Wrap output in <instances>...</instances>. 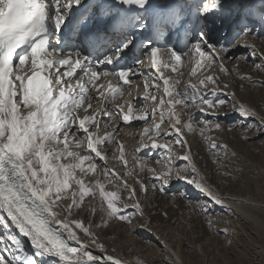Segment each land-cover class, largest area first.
I'll list each match as a JSON object with an SVG mask.
<instances>
[{
    "label": "snow or ice",
    "instance_id": "1",
    "mask_svg": "<svg viewBox=\"0 0 264 264\" xmlns=\"http://www.w3.org/2000/svg\"><path fill=\"white\" fill-rule=\"evenodd\" d=\"M186 2L171 0L157 9L153 0H0V264H49L46 258H51L50 264H126L107 254L93 231L97 225L74 216L87 198H94L97 204L90 206V215L102 213L103 226L113 219L131 226L132 217L144 218L141 203L134 199L136 188L107 166L109 156L125 167L124 175L133 176L129 164L152 174L151 185L137 179L145 193L149 189L166 192L172 181L183 180L206 201L224 203L199 171L184 139L185 130H196L193 118L184 121L176 110L177 105L186 110L197 107L208 115L202 122L195 121L203 124L202 137L225 130L217 111L226 101L208 98L218 87L217 78L209 74L198 84L177 90L180 81L164 76L160 54L166 51L169 61L174 60L175 64L163 67L175 72L183 53L168 51L167 45L151 38L144 41L142 56L132 67L120 64L135 47V33L151 28L159 36L177 24V17L181 26L187 22L184 7L170 8ZM194 6L197 23L202 25L194 53L198 57L208 53L211 65L217 62V48L229 52V47L210 44L207 38L208 18L222 10L224 0H211L210 5L209 0H199ZM250 47L255 54V45ZM222 61L221 57L219 70L229 74ZM146 62L151 67L143 70ZM25 65L32 69L31 75L17 71ZM199 66L198 62L192 68V76ZM142 76L144 92L138 97L137 111L130 102L117 103L125 92L131 95L133 81ZM102 77L105 82L98 83ZM209 85L211 92L201 91ZM231 95L234 114L245 122L242 126L264 136V116L256 120L257 112L236 101L235 93ZM144 102L152 107H144ZM101 120L105 125L115 120L130 126L133 121L144 122L141 146L130 159L124 143L117 141V128L108 131ZM164 124L166 131L161 130ZM205 139L216 157L214 163L226 169L219 174L230 179L228 165L222 161L234 160L236 153L215 137ZM149 144L164 151V159L155 161L162 165L159 171L148 166L147 153L137 155ZM112 145L116 147L108 152ZM173 145L183 154L176 156ZM177 159L185 162L183 167L175 163ZM97 161L104 165L100 170ZM110 185L113 190H106ZM122 192L133 200L131 208L121 198ZM21 236L30 242L31 252Z\"/></svg>",
    "mask_w": 264,
    "mask_h": 264
},
{
    "label": "rangeland",
    "instance_id": "2",
    "mask_svg": "<svg viewBox=\"0 0 264 264\" xmlns=\"http://www.w3.org/2000/svg\"><path fill=\"white\" fill-rule=\"evenodd\" d=\"M198 3L199 0H187L186 3L179 6L175 5L173 8L177 11H179V7H184V16L188 17L187 22L181 26L179 17H177V24L173 25L171 30L161 31L160 37L155 35V40L160 39V45H167L168 51L176 49L177 52L183 53L181 63L174 72L169 67H163L165 63H171L173 60L169 61L167 52L162 51L160 54L161 71L165 77L180 81L177 90H183L189 83L198 84L197 78L205 79L209 74L216 77L217 80L226 81L227 88L222 87L223 85L217 81L218 87L215 91L218 92L217 95L213 98L208 97L209 99L218 97L226 101L224 105L218 106L217 111L219 122L224 125L225 130L206 132L202 137L199 128L203 127V124L197 125L195 121L202 122L208 118V115L201 113L197 107H190L186 110L183 105H177L176 110L181 114L182 119L187 121L191 116L196 128L193 132L185 130L184 139L187 141V146H190L191 155L199 171L206 177L210 185L221 187L222 191L227 194L240 195L244 192L243 195L246 194V197L255 198L264 203V136H260L256 132H248L242 126L245 122L234 114L231 95L235 93L236 101L245 102L254 110H259L257 113L260 115L264 112V0H224L222 10L209 16L208 42L217 46L229 47L227 53L217 48V62L211 65L207 64L208 53L199 57L194 53L193 45L199 39L198 32L202 26L197 23L194 6ZM210 3L211 0H209V5ZM140 42L138 48L132 49L131 53L138 54L139 49L143 48ZM250 45H255V54ZM140 57L127 58V62L131 59L133 61H130L127 67H132L135 60ZM221 57L229 74L219 70L218 64ZM198 62L200 66L197 68L196 75L192 76V68ZM20 70L27 72L28 75L32 74V69L28 65L23 66ZM242 75L249 76L251 79H241ZM102 78L98 83L105 82ZM140 80L144 84L145 77ZM136 85V91L143 96L144 91L140 93ZM211 90V85L201 88L204 93L211 92ZM126 93L120 98L123 101L119 103L126 102L127 99H123ZM130 96L132 93L128 94L129 98ZM93 103L95 105V101ZM143 106L149 107L147 102H144ZM134 109L137 111L135 105ZM212 119L215 120V117ZM255 119L259 120L260 117L257 116ZM142 123L132 122L130 126L123 124L120 120H115L110 125H105L101 120V125L106 130L111 131L112 128H117V141L124 143L128 159L141 146L140 134L142 131L139 132V130L144 124ZM167 128V124L161 126L162 131H166ZM207 136L215 137L219 143H226L229 146V152L236 153L234 160L222 161L228 165L227 171L231 173L230 179L219 174L226 169L214 163L216 157L206 142L205 137ZM168 139L171 140L172 137L170 136ZM160 142L164 143L165 141L160 140ZM115 147L116 145H112L107 151L111 152ZM172 150L177 154L178 150L183 149L173 145ZM145 153L149 157L147 159L148 166L159 171L162 165L155 161L164 159V151L156 149L154 152L149 144L148 148H144L137 155ZM97 163L98 170L104 167L98 161ZM175 163L181 167L185 164L182 160H176ZM107 166L120 173L129 185L135 187L136 191L138 190L134 199L139 198L144 211L143 219L139 215L132 217L133 225L131 226L115 219L107 222V226H103L105 222L102 220V213L96 212L94 215H90V206L97 204V200L86 199L82 209H78L74 216L90 220L94 225H97L93 227V231L106 246L107 254L114 253L120 258L126 259L128 264H182L181 260L175 259L176 250L197 264H264V241L258 238L253 225L245 222L246 220L228 209L206 201L204 196L200 195L191 185H177L178 181L174 180L167 186L168 191L166 192L149 189L145 193L141 190L137 179L142 180L146 185H151L153 181L150 172L147 170L139 172L137 170L139 166L137 169H132L129 164L128 170L133 171V176L124 175L125 167L112 156L108 157ZM158 188L159 183L157 182ZM106 190H113L112 186H108ZM185 193L187 196L183 195ZM121 198L131 208L133 200L127 199L126 192L121 193ZM205 205L208 208L207 212L201 210ZM21 238L24 239L22 236ZM22 241L24 242V240ZM24 245L29 252L32 251V248L26 246L25 243ZM238 253L245 256L243 261L235 260L234 257L238 256Z\"/></svg>",
    "mask_w": 264,
    "mask_h": 264
},
{
    "label": "bare ground",
    "instance_id": "3",
    "mask_svg": "<svg viewBox=\"0 0 264 264\" xmlns=\"http://www.w3.org/2000/svg\"><path fill=\"white\" fill-rule=\"evenodd\" d=\"M153 2H154V7L156 6L157 9H158V6L159 5L170 3L171 0H158V1L157 0H153ZM174 6H175V4H171L170 5V8H173ZM147 30H149V29H146L142 33L141 32L135 33V47L133 49H137L138 48L140 40H142L140 42L142 45H143V43H144V41L146 39L151 38V39H154L155 40V37L156 36H155L154 32L151 33V34H148L147 33L148 32ZM158 41H159V44H160L161 43V40L158 39ZM131 52L128 55L124 56V58L122 57V59L120 60V64H123L124 66H128L129 63H130V61H132V59H135L136 56H142L143 48L142 49L141 48L139 49L138 54H133ZM127 58H132V59L131 60H128V62H127L126 61ZM171 63L175 64L174 60ZM178 66H179V64L176 65V67H178ZM150 67L151 66L149 64H147V62H146L145 65H144V69L143 70H146V69H148ZM22 68H23V66H22ZM17 71H21V73L23 72V70H20V69H17ZM152 75H155V73H153ZM142 78H143V76L140 79H142ZM218 78H220V77H218ZM140 79L133 81L132 87L130 88L131 90H129V91H132L131 92L132 93V96H130V98H129L128 97V92H127L126 95L123 98V99L126 98L127 99L126 101L127 102H130L133 106L134 105L136 106L139 103L138 97H141V94H139L136 91L135 85L136 84L139 85V88L138 89L140 90V93H141V91H144L143 83H142V80H140ZM196 80H198V82H199V79L198 78ZM217 81H218V83H220V85H224L226 83L225 80H221V79H218ZM217 93L218 92L213 93L211 95V97L212 98L215 97L217 95ZM117 101L119 103L120 101H123V100L119 99ZM120 104H122V103H120ZM147 104L149 105V107L146 106V108H151L152 107V105H151L150 102H147ZM134 111H135V109H134ZM255 111L257 112L259 110H255ZM257 114H258L257 116H259V117L264 116V112L261 113L262 115H260V113H257ZM204 115H207V114H204ZM133 122L134 123H142L141 121H133ZM144 126L145 125L143 124L142 127L140 128L139 132L143 131V127ZM152 150L154 152L156 151V149H152ZM173 153L176 156H180V155L183 154V150H178V153L177 154H176L175 151ZM177 160H179V159H177ZM177 185H181V186L184 185L185 186V185H187V183L185 181H183V180H179L177 182ZM210 186L213 188L214 191H217L218 194L224 198V203L222 205H220V206L228 209L230 212H233V213L237 214L238 217L243 218L244 220H246L245 222L249 223L250 225H253V228L255 229L256 235H258V238L261 241H264V203H261L259 200L255 199V198L246 197L247 196L246 194L243 195L244 192H242L240 195L239 194H235V193H231V194L228 193L227 194V193H225V192L222 191L221 187H218V186L217 187L216 186L214 187L212 185H210ZM22 240H24V243L26 244V246H29L30 248H32L30 242L28 241V239L26 237H24V239H22ZM165 242H166V244H168L167 240H165ZM112 255H114L116 258H119L122 261L126 262V264H128V261L126 259H124V258L122 259V258H120L119 256H117L114 253H112ZM243 257L245 258V256H243V255H241V254L238 253V256L236 255L234 258H235V260H242L243 261ZM50 259L51 258H49V260ZM175 259L181 260V263L182 264H197V263L193 262L194 260L192 261L191 258L189 259V257L182 256L181 254H179V252L177 250L175 251ZM198 263H199V261H198ZM214 264H216V263H214Z\"/></svg>",
    "mask_w": 264,
    "mask_h": 264
}]
</instances>
